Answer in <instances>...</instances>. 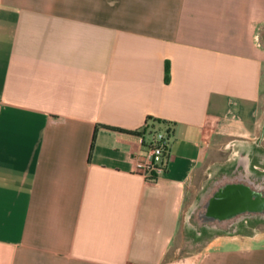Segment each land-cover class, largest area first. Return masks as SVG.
I'll return each instance as SVG.
<instances>
[{
    "label": "crops",
    "instance_id": "obj_1",
    "mask_svg": "<svg viewBox=\"0 0 264 264\" xmlns=\"http://www.w3.org/2000/svg\"><path fill=\"white\" fill-rule=\"evenodd\" d=\"M0 264H264V0H0Z\"/></svg>",
    "mask_w": 264,
    "mask_h": 264
},
{
    "label": "built area",
    "instance_id": "obj_2",
    "mask_svg": "<svg viewBox=\"0 0 264 264\" xmlns=\"http://www.w3.org/2000/svg\"><path fill=\"white\" fill-rule=\"evenodd\" d=\"M170 131V127L149 128L142 155L133 159V172L148 186L156 185L165 172Z\"/></svg>",
    "mask_w": 264,
    "mask_h": 264
},
{
    "label": "water",
    "instance_id": "obj_3",
    "mask_svg": "<svg viewBox=\"0 0 264 264\" xmlns=\"http://www.w3.org/2000/svg\"><path fill=\"white\" fill-rule=\"evenodd\" d=\"M234 194H236V196ZM249 195H250L249 192L239 188L234 193L231 191H226L224 194H222L221 198H223L225 200V205L229 209L232 208V206H233L232 204H234V203H236V205L239 208H245ZM233 196H235V197L233 198Z\"/></svg>",
    "mask_w": 264,
    "mask_h": 264
},
{
    "label": "rangeland",
    "instance_id": "obj_4",
    "mask_svg": "<svg viewBox=\"0 0 264 264\" xmlns=\"http://www.w3.org/2000/svg\"><path fill=\"white\" fill-rule=\"evenodd\" d=\"M212 150L214 151V152H212V153H215L214 155L213 154H211V156L209 157V160H212V159H214V158H221L222 156H223V154H222V149H221V147L219 146V145H217V146H214L213 148H212ZM225 157V156H224ZM201 180V179H200ZM199 184V183H198ZM197 187H198V185H196V188H195V192L197 191Z\"/></svg>",
    "mask_w": 264,
    "mask_h": 264
},
{
    "label": "flooded vegetation",
    "instance_id": "obj_5",
    "mask_svg": "<svg viewBox=\"0 0 264 264\" xmlns=\"http://www.w3.org/2000/svg\"><path fill=\"white\" fill-rule=\"evenodd\" d=\"M260 195V194H259Z\"/></svg>",
    "mask_w": 264,
    "mask_h": 264
}]
</instances>
